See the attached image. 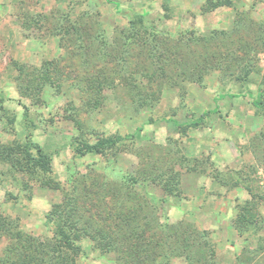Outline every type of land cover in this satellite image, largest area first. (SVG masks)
<instances>
[{"label": "rangeland", "instance_id": "1", "mask_svg": "<svg viewBox=\"0 0 264 264\" xmlns=\"http://www.w3.org/2000/svg\"><path fill=\"white\" fill-rule=\"evenodd\" d=\"M262 93L264 0H0V264H264Z\"/></svg>", "mask_w": 264, "mask_h": 264}, {"label": "trees", "instance_id": "2", "mask_svg": "<svg viewBox=\"0 0 264 264\" xmlns=\"http://www.w3.org/2000/svg\"><path fill=\"white\" fill-rule=\"evenodd\" d=\"M227 95L236 96V94H219L218 97L222 98ZM262 95L264 96V93H262ZM252 104L255 106H260L262 104L261 97L254 98L252 100ZM212 111L215 112L216 108H214ZM174 122L177 123V121L175 120ZM191 124H196V122L192 121ZM122 138L123 136H121L120 134L104 135L97 137L93 142L78 141L73 148L74 151L80 155L86 153L99 154L115 146L116 143ZM24 149H33L34 151L33 154L28 158V165L30 168L41 172H48L51 169V154L49 152H45L40 147V145L34 143L31 140H28L24 146ZM252 196L254 197V200L246 201L245 204L239 207L238 213L234 220V226L238 234H256L259 237V231H262L264 227V217L257 209V196H255L254 194H252ZM71 235L72 231L70 229H65V227L62 226H58L55 228L54 233L52 235L55 241V245L54 247L46 251V259L51 257V260H48L50 264H58V261L56 260H59V258V262L63 264L67 256L62 254V249L64 248L68 249L69 251H78L79 247L74 244V240ZM11 238L13 244H15L17 241L22 242V232L19 229H16L15 236H12ZM52 251L58 252L57 255L55 254V256H51L50 252ZM41 255L44 256L43 253ZM56 256L58 257V259H56ZM42 260L43 259H41V261Z\"/></svg>", "mask_w": 264, "mask_h": 264}]
</instances>
